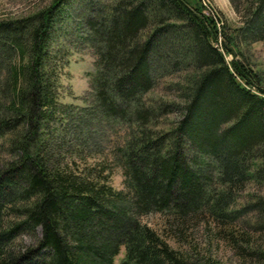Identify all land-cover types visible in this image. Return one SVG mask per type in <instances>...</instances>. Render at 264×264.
<instances>
[{"label":"trees","instance_id":"1","mask_svg":"<svg viewBox=\"0 0 264 264\" xmlns=\"http://www.w3.org/2000/svg\"><path fill=\"white\" fill-rule=\"evenodd\" d=\"M244 10L231 33L202 0H49L0 19V264H197L150 213L178 235L213 223L264 264V87L236 50L263 38L264 0ZM58 39L93 58L81 104L60 101Z\"/></svg>","mask_w":264,"mask_h":264},{"label":"rangeland","instance_id":"2","mask_svg":"<svg viewBox=\"0 0 264 264\" xmlns=\"http://www.w3.org/2000/svg\"><path fill=\"white\" fill-rule=\"evenodd\" d=\"M203 4L213 10L221 20L227 32L231 33L235 28L242 25V14L244 13V0H202ZM49 4V0H0V19L11 16H21L32 10L43 8ZM238 10H237V9ZM61 47H68L69 61L61 76L60 101L64 103L81 104L79 97L89 88V77L86 73H94L95 68L93 58L86 51L77 52L70 42L60 44ZM237 57L243 64L257 73L264 87V34L260 40L236 39ZM229 60L231 56L227 55ZM157 93L161 91L157 90ZM177 114L169 116L175 119ZM110 184L118 190H126L122 169L113 166L110 170ZM141 221L160 234L163 239L174 249L181 252L197 264H253L235 255L229 245L221 240L216 233L213 223H200L197 227L188 229L182 235H178L174 227L170 226L166 215L162 213H150L141 216ZM19 241L29 242L30 237L23 235ZM124 256L122 247L115 257V262L119 263Z\"/></svg>","mask_w":264,"mask_h":264}]
</instances>
